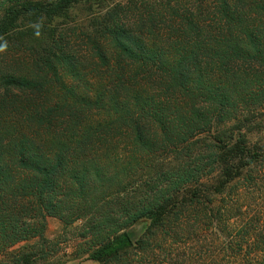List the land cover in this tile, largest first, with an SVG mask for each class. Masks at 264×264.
Segmentation results:
<instances>
[{
    "label": "trees",
    "instance_id": "obj_1",
    "mask_svg": "<svg viewBox=\"0 0 264 264\" xmlns=\"http://www.w3.org/2000/svg\"><path fill=\"white\" fill-rule=\"evenodd\" d=\"M76 4L0 0V264H61L48 218L96 264H186L207 231L264 264L241 254L262 224L235 228L264 170V0H125L78 35Z\"/></svg>",
    "mask_w": 264,
    "mask_h": 264
},
{
    "label": "rangeland",
    "instance_id": "obj_2",
    "mask_svg": "<svg viewBox=\"0 0 264 264\" xmlns=\"http://www.w3.org/2000/svg\"><path fill=\"white\" fill-rule=\"evenodd\" d=\"M161 1L163 2L164 0ZM185 1L191 4L196 3V0ZM124 2L125 0H77L75 8L70 11L68 17L61 19L56 24L58 26H71L78 35L81 31L86 32L88 30L89 22L93 18L104 14L115 4ZM75 42L76 44H74V46L76 51L81 52V41L76 37ZM252 79L253 77L249 79V82ZM254 86L255 87H250L252 91L250 94L259 93V89L264 90L263 86L259 88L258 83ZM262 95H264V92ZM257 112L253 120L255 129L253 131L250 129L252 133H248V138H250L252 143L260 141L264 144V110L258 109ZM260 177L262 179H259L256 189L253 190L251 195L246 196V202L236 221L235 228L239 230L244 224L253 223L254 221L259 222V224L263 226V230H261L263 234L260 237L264 238V170ZM80 225L81 224L78 223L69 228H64L62 223L57 219L48 218L47 220L46 238L55 246L54 249L56 250V255H58L57 258L61 261V264H96L87 260L86 256L83 255L87 250V246L84 244V240L79 237ZM219 235L222 236L220 232ZM221 236H218L219 238L217 240L213 232L210 233L207 231L198 241L193 242L190 248L186 249V252L194 254L195 257H193V261H188L186 264H246L242 263L237 252L230 249L228 240H226L227 237ZM260 247H262V245L252 244L244 252L242 251L241 254H245L248 260L257 258L262 259V257H264V255H262L264 249ZM255 263V260L251 262V264Z\"/></svg>",
    "mask_w": 264,
    "mask_h": 264
}]
</instances>
